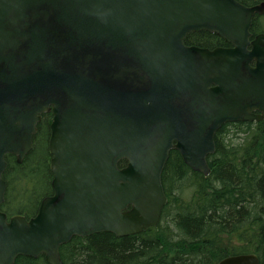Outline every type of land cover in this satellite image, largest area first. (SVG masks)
<instances>
[{
  "label": "water",
  "instance_id": "1",
  "mask_svg": "<svg viewBox=\"0 0 264 264\" xmlns=\"http://www.w3.org/2000/svg\"><path fill=\"white\" fill-rule=\"evenodd\" d=\"M254 14L264 2L0 0V204L5 156L22 162L48 112L53 191L28 218L0 210V264L41 254L63 264L60 246L73 236L157 225L173 149L208 175L216 131L264 116ZM201 30L229 46L184 43ZM217 264L260 260L238 253Z\"/></svg>",
  "mask_w": 264,
  "mask_h": 264
},
{
  "label": "trees",
  "instance_id": "2",
  "mask_svg": "<svg viewBox=\"0 0 264 264\" xmlns=\"http://www.w3.org/2000/svg\"><path fill=\"white\" fill-rule=\"evenodd\" d=\"M249 30L252 37L264 32V14L254 15ZM184 43L229 46L205 30L187 34ZM51 118L50 112L42 114L33 146L22 162L12 154L5 156L6 192L0 210L8 217L34 215L40 200L53 192L48 150ZM214 143V153L207 156L208 175L192 170L177 150L169 152L161 174L167 200L156 226L125 236L108 231L73 236L60 246L63 264H217L231 247L230 254L254 253L264 264V116L224 123ZM125 164L119 161V167ZM13 264L49 263L41 254L20 255Z\"/></svg>",
  "mask_w": 264,
  "mask_h": 264
},
{
  "label": "rangeland",
  "instance_id": "3",
  "mask_svg": "<svg viewBox=\"0 0 264 264\" xmlns=\"http://www.w3.org/2000/svg\"><path fill=\"white\" fill-rule=\"evenodd\" d=\"M190 194H191V192H189L188 196H190ZM232 241H235V239L232 240ZM224 243H226V241H225ZM231 244H235V242H232ZM233 250H234V247H231V249L228 251V254H229V255H232V254H230V253H231Z\"/></svg>",
  "mask_w": 264,
  "mask_h": 264
},
{
  "label": "flooded vegetation",
  "instance_id": "4",
  "mask_svg": "<svg viewBox=\"0 0 264 264\" xmlns=\"http://www.w3.org/2000/svg\"><path fill=\"white\" fill-rule=\"evenodd\" d=\"M261 3V2H260ZM255 15V14H254ZM257 15H259V14H257ZM263 15V14H262ZM254 17V16H253ZM253 19V18H252ZM252 23V22H251Z\"/></svg>",
  "mask_w": 264,
  "mask_h": 264
}]
</instances>
